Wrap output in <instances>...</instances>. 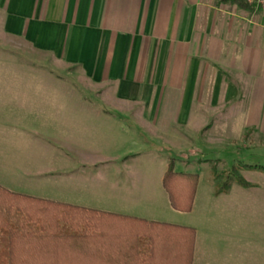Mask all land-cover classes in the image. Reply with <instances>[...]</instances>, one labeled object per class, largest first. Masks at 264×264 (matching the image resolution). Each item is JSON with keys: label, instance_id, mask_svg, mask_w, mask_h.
Instances as JSON below:
<instances>
[{"label": "crops", "instance_id": "1", "mask_svg": "<svg viewBox=\"0 0 264 264\" xmlns=\"http://www.w3.org/2000/svg\"><path fill=\"white\" fill-rule=\"evenodd\" d=\"M0 32L41 63L0 70V186L13 193L188 226L173 218L194 210L198 183L192 210H174L167 167L151 182L141 175L150 167L134 165L140 155L158 156L153 140L186 156L226 121L264 126V11L219 0H0ZM193 228L192 264H264V230L226 231L219 245Z\"/></svg>", "mask_w": 264, "mask_h": 264}, {"label": "trees", "instance_id": "2", "mask_svg": "<svg viewBox=\"0 0 264 264\" xmlns=\"http://www.w3.org/2000/svg\"><path fill=\"white\" fill-rule=\"evenodd\" d=\"M253 11L245 0H219ZM264 172V165H244ZM251 184L236 166L215 185ZM198 175L174 170L162 185L174 210H192ZM195 229L13 193L0 186V264H192Z\"/></svg>", "mask_w": 264, "mask_h": 264}, {"label": "rangeland", "instance_id": "3", "mask_svg": "<svg viewBox=\"0 0 264 264\" xmlns=\"http://www.w3.org/2000/svg\"><path fill=\"white\" fill-rule=\"evenodd\" d=\"M0 53L30 55V59H24V61L0 62V70L5 69V64H23L24 68L30 65V69L38 67L39 64L41 66L33 50L7 39L1 32ZM45 67L61 69L63 79L68 80L67 82L71 80L70 73H67L68 70L57 65L52 59L45 58ZM72 79L75 80L74 77ZM212 128H214L213 125L207 127L205 141H202L201 136H198L200 137L198 140H191L190 143L194 146L186 156H180L178 151L170 150L161 142L152 140L154 145L160 147L157 151L158 156L146 161L141 154L134 165L141 170L150 167V172H143L141 175L144 177L149 175L151 182H154L155 177L159 180L171 158L174 159L176 170L197 174L199 180L194 210L189 214L177 215L173 220L195 227L200 234L213 232L214 240L221 245L219 241L225 238L226 231L233 234V229H252L254 232L264 230V172L244 166L245 164L264 165V126L261 124L241 125L237 122L226 121L221 126L220 132H211ZM131 158L133 157L129 159ZM232 165L236 166L237 173L249 182L251 187L244 188L232 182L228 191L221 193L226 195H214L215 185L225 178V173ZM140 207L150 208L151 206ZM217 235L219 240H217ZM228 239L232 240L233 244V235Z\"/></svg>", "mask_w": 264, "mask_h": 264}, {"label": "built area", "instance_id": "4", "mask_svg": "<svg viewBox=\"0 0 264 264\" xmlns=\"http://www.w3.org/2000/svg\"><path fill=\"white\" fill-rule=\"evenodd\" d=\"M254 6L255 11H264V0H245Z\"/></svg>", "mask_w": 264, "mask_h": 264}]
</instances>
